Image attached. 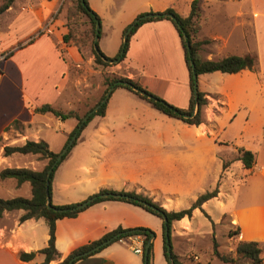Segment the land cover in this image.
Masks as SVG:
<instances>
[{"label": "crops", "instance_id": "crops-1", "mask_svg": "<svg viewBox=\"0 0 264 264\" xmlns=\"http://www.w3.org/2000/svg\"><path fill=\"white\" fill-rule=\"evenodd\" d=\"M3 1L0 0V4ZM190 2L188 0L184 10L176 7L174 0L149 5L153 13L170 8L185 17ZM63 5L64 0H11L0 13V170L10 167L41 170L43 165L36 164L37 155H4L3 147L21 145L26 140H44L41 133L51 128L52 123L55 130L62 127L63 121L55 117L53 121L48 113H35L33 107L54 105L67 85L72 67L84 62L82 51L62 41L66 32L64 15H61ZM133 19L134 12L130 21ZM198 23L200 28L194 40L208 41L199 50L201 59L250 55L255 58V64L253 69L237 73L215 71L198 75L197 89L206 95L208 103L203 108V122L191 126L197 128L194 133L199 137L212 134L209 130L212 127L219 135L227 128L233 131L231 139L235 143L230 150V160L236 159L233 156L238 148H243L252 152V166L246 169L237 159L222 170V161L228 160L229 150L218 148V166L212 174L215 180L211 181V186H204L207 159L204 160L200 147H195L193 154L162 147L167 143H181L182 135L167 132L141 135L130 123L125 127V122L116 133L113 126L103 122L105 109V114L100 116L102 121L94 124L88 136L92 144L103 138L108 144L93 148L92 161L73 162L61 171L55 193L53 183L56 184L57 172H54L50 198L54 205H66L81 202L102 189L134 191L147 195L168 211H176L184 195L195 193L190 196L193 202L219 180L218 195L201 206L210 220L199 209H194L190 217L173 221L170 246L182 264H235L236 261L224 263L209 253L202 259L201 254L195 252L200 250V239L205 235L216 242V229L221 227V234L226 236L229 230H237L228 236L230 242L236 245L238 241H255L264 253V0H203ZM122 33L123 30L121 42ZM129 40L125 57L117 64L122 76L134 80L135 63L141 60L134 58L136 49L149 61L150 77L160 82V86L147 88L168 103L187 108L189 74L172 23L167 19L145 22L136 31V46L134 33ZM120 46L121 43L116 53ZM99 89L103 90L102 85ZM13 121H17V126ZM73 127H67V135ZM134 143L142 146L140 152L134 148L137 146ZM190 154H196L194 161L186 158ZM89 155L91 153L88 158ZM79 171L83 175L77 177ZM12 189L18 194L9 197ZM16 196L29 198V183L18 185L12 178L0 179V198ZM23 213L21 209L4 211L0 218V264H41L43 261L40 253L29 261L18 258L20 252H36L45 247L48 240L44 219L19 221ZM119 226L151 229L152 264H167L163 254L162 220L139 206L119 200L100 201L75 217L56 220L54 245L62 259L77 247ZM209 246L207 244L206 248ZM57 263L58 260L48 262ZM72 264H142V255L117 240Z\"/></svg>", "mask_w": 264, "mask_h": 264}, {"label": "trees", "instance_id": "trees-1", "mask_svg": "<svg viewBox=\"0 0 264 264\" xmlns=\"http://www.w3.org/2000/svg\"><path fill=\"white\" fill-rule=\"evenodd\" d=\"M11 0H4L0 4V13L4 10L5 7H7L10 4ZM203 0H191L190 2V9L188 12V15L185 17H181L177 13H175L172 9L168 8L165 9L163 12L160 13H170L174 16L175 21L173 19L167 18V17H158V18H147L143 20H139L135 22L136 18L142 14H139L135 17V19L130 23L134 24L133 28L131 29L130 33L128 34V37L126 39V43L124 46V52L121 55L120 61H122L125 57V53L127 50V45L130 36L134 33L136 28H138L142 23L148 22V21H157L160 19H167L169 20L172 25L174 26L179 40L180 44L183 50V58L184 63L186 66V69L189 74V86H190V98L188 102V106L185 109H179L175 106H172L170 104H167L165 101H163L161 98L154 96L150 92L146 91L143 87L139 85V83L135 80H132L130 78L120 76H111V77H104L103 79V86L104 89L102 90V93L98 97V99L95 101V103L83 114L78 115L76 111L69 110L67 112H62L54 107H52L49 104H42L39 106H34L33 111L38 114H51L55 118L60 119L61 121H64L67 118H74L76 120V123L72 130L69 132L67 139L64 143V145L67 143V141L70 139V137L76 133V139L74 140L73 144L69 147L68 151L62 156V159L55 165L53 168L50 177H49V193L51 191V181L54 175L55 170L60 165V163L66 159L68 156L71 148L76 144L77 139L81 133V131L84 129V127L87 125V123L96 115L103 116L105 114L106 104L107 101L102 104L96 112L91 114L87 121L84 122L81 126V128L78 130L77 127L82 119V117L91 110L95 105H97L100 100L103 98L106 90L113 85L116 81H124L131 84V86L138 87L139 89L143 90L145 92V95H141L138 92L134 91L130 85H124V84H117L115 88L121 87L124 88L134 95H136L138 98L146 101L150 104V106L160 113H163L169 117H175L180 120H182L184 123L188 125H199L203 122V108L208 103V99L206 95L199 91L197 89L196 91V98H195V92L193 91V83L194 80L192 78V69L190 65V61L193 62L194 72L196 75L204 74V73H211L215 71H219L222 73H237L243 69H253L255 64V58L250 55L245 56H236V55H229L224 58H221L219 60H203L199 56V50L201 48L202 44L207 43V40H194L193 36L200 28V25L198 23V19L200 17L201 13V5ZM82 18H85L86 21L89 23V30L88 31H78L79 29V21L82 20ZM65 27L66 32L62 36V41L65 44L73 45L75 46L80 52L82 50V47L86 46L88 42H91V51L93 55V61L101 65L102 67L109 66L111 63H109L106 60H113L116 59L119 55L118 52L113 57H108L105 54H103L100 49L99 54H97L93 49V36H94V29H95V23L96 21H99L100 19L98 15L92 11L88 4L87 0H84L83 3H81L80 0H71V4L66 8L65 15ZM128 24L124 29L123 32L127 29V27L130 25ZM101 29V26H100ZM185 32L187 36V41L189 42V49L186 48V40L183 38L182 32ZM123 34V33H122ZM99 37H100V30H99ZM99 41V40H98ZM98 46V42H97ZM119 61V62H120ZM194 112V113H193ZM193 113V114H192ZM192 114V115H191ZM184 115H191L189 117H184ZM14 126H17V121H13L12 123ZM63 145V146H64ZM3 153L4 155H10L12 153H21V154H35L40 159H47L46 165L39 171L32 170L30 168L26 167H10V168H3L0 170V179H7L12 178L16 181V183L19 185L23 182H28L30 185V192L31 196L29 198L22 197V196H16L8 199L0 198V218L2 217V214L4 211H12V210H18L21 209L24 211V213L19 217V221H24L26 219L30 218H42L46 222L47 228H48V240L47 245L41 249H39L36 252H20L18 254V258L21 261H29L34 258L36 253L43 254L44 258L41 264H48L51 260H58L57 264H67L68 260L74 257L75 255H78L95 245L100 244L101 242L110 239L114 236H116L112 241L109 243H112L114 241H117L120 238H126L129 236H136L140 235L143 237V254H142V264H152L153 261V254H152V242L150 243L147 253L144 254L145 245L151 236L153 235V231L151 229L145 228V227H136L133 229H124L122 227H117L113 229L112 231H109L105 233L102 237H100L97 240L90 241L84 245H81L77 247L76 249L72 250L67 256L60 259V254L57 252L55 245H54V239H55V222L58 219L64 218V217H75L80 211L85 209L86 207L105 200H119L124 201L127 203L134 204L136 206L141 207L142 209L158 216L162 220V226H163V254L166 259V263L170 264L167 258L166 253V242L164 238V228L165 226L168 228V233L170 235V229L171 224L175 220H179L183 217H190L192 215V212L194 209H199L205 217L210 220V217L204 212L202 209V204L218 195L219 191V180L216 182L215 186L211 190H207L201 194H199L195 200L190 204L189 207L180 209V210H166L163 207H161L158 203L152 200V198L148 197L147 195H144L142 193H137L134 191L131 192H124L119 191V193L125 194L131 198H111V197H99L98 195L103 192H115V191H108V190H99L97 193L89 196H97L91 203H89L85 208L83 209H73L74 206L77 203H71L66 205H51L54 208L57 209H65V210H54V209H48L46 207L45 203V177L47 174V171L49 167L52 165L54 160L56 159L58 153L52 152L48 144L44 140H26L21 145H6L3 147ZM236 159L240 160L243 167L248 169L253 164V154L249 150H245L243 148L237 149V156ZM231 163V160H223L222 161V170H225L229 164ZM221 177V176H220ZM138 200H142L146 203L152 204L157 208V210H153L144 204L138 202ZM163 217L166 218V222L163 221ZM213 226V224H212ZM135 229V230H134ZM133 230V231H132ZM233 232H237V230H229L228 236H231ZM213 242V254L222 262L224 263H234L239 258H246L248 261V264H264V253L263 249L259 247V244L255 241H238L235 245V256L231 254H222L218 250H216L217 243L215 240ZM107 243V244H109ZM106 244V245H107ZM169 244L170 241H169ZM105 246V245H104ZM104 246H101L98 250L94 251L93 253L101 250ZM91 253V254H93ZM89 254V255H91ZM86 255V256H89ZM79 257L76 258L73 262H75L78 259L84 258ZM171 257H172V264H182L181 261L177 258V256L172 252L171 250Z\"/></svg>", "mask_w": 264, "mask_h": 264}, {"label": "rangeland", "instance_id": "rangeland-1", "mask_svg": "<svg viewBox=\"0 0 264 264\" xmlns=\"http://www.w3.org/2000/svg\"><path fill=\"white\" fill-rule=\"evenodd\" d=\"M170 0H87V4L89 8L94 11L101 23L100 29V37L98 41V48L100 51L108 57H112L114 53H116L120 43H121V32L123 28L128 24H130L137 15L142 13H151L152 9L149 3L155 4L166 3ZM177 4L176 7L184 10L188 0H174ZM148 3V4H147ZM71 4V0H64L63 11L61 15H65L66 8ZM134 12V19L131 20V16ZM63 13V14H62ZM153 13V12H152ZM64 19V18H63ZM129 20V21H128ZM130 22V23H129ZM145 23V22H144ZM143 24V23H142ZM65 26V21H64ZM141 26V25H140ZM139 26V27H140ZM134 31V46L136 39V31ZM89 23L85 18L79 21V29L78 31H88ZM131 37V36H130ZM130 39V38H129ZM194 39V36H193ZM130 41V40H129ZM128 41V43H129ZM91 42H88L86 46L82 47V56L84 58V62H81L77 65H74L69 73V78L66 87L58 96V101L52 105L54 108L67 112L69 110H74L78 115H83L98 99L102 90L99 87L102 85L103 89V79L104 77H122V71L118 68L116 63H111L109 66L102 67L101 65L96 64L93 61V55L91 51ZM128 48V45H127ZM127 51V50H126ZM63 53V52H62ZM64 54V53H63ZM138 58L141 60H137L136 66H134V80L139 83L141 87H143L146 91L150 92L156 97H159L156 93L152 92L149 87L160 86V82L154 80L149 73L150 66H148L147 59L141 57L138 54L136 49L134 50V58ZM143 58V59H142ZM89 59V60H88ZM134 64V65H135ZM147 86H149L147 88ZM132 95V96H131ZM129 97V98H128ZM161 98L167 104L164 98ZM172 105V104H170ZM174 106V105H172ZM179 109H183L182 107H177ZM51 119L54 121V116H51ZM100 116H94L91 121L84 127L81 131L76 144L71 148L70 154L66 160H64L58 168L56 169V180L53 183L54 193L56 192L57 179L60 177V172L64 171L69 164L73 162H89L92 161V153L94 152V147L99 145L108 144V141H104V138L99 141V143L91 142L88 135L92 131V127L97 122H100ZM104 123L113 126L115 132L117 133L121 129V124L124 123V126H128L130 123L131 126H134V131L136 133H140L141 135H148L151 132H167L169 134H181L182 142H173L162 145V147H172L176 150L179 148L184 153L193 154V149L195 147H200L202 151V156L204 160L207 159V172L204 181L202 184L204 186H211L215 179L212 178V174L217 165L216 160V152L217 150L223 148L228 149L229 154L228 160H230L231 156V147L232 144L235 143L231 137L233 136V131L227 128L226 132L222 135L216 133V130L212 127L209 130L212 131V134H207L206 136H197L194 132L197 131V128L191 125L184 123L182 120L169 117L163 113H160L156 109L152 108L149 103L138 98L137 96L131 94L129 91L124 88L113 89L110 94V97L107 100L106 105V116L104 118ZM55 123V122H54ZM62 127L57 130L54 129V125L52 123V127L48 129H44L42 131V138L48 144L49 149L52 152L58 153L65 143L67 139V133L65 132L67 127L70 125H75L76 120L74 118H67L62 122ZM118 124V127L116 125ZM120 124V126H119ZM92 134V133H91ZM109 137V136H106ZM110 142V141H109ZM105 143V144H104ZM115 145V144H112ZM137 145V146H136ZM134 148L140 152L139 149L142 147L140 144L134 143ZM105 147V146H104ZM102 147V148H104ZM159 146L158 148H162ZM91 150H90V149ZM219 148V149H218ZM80 151V152H79ZM89 155L88 158V154ZM198 155V153H196ZM195 155H188L186 158L191 161L195 160ZM237 156V153H234L233 158ZM36 160V159H35ZM39 160V161H38ZM37 163H41L43 167L47 163V159H40L38 157ZM237 162V159H233L230 164ZM39 165V164H37ZM83 172H77V177L82 176ZM221 176V175H220ZM12 181V180H11ZM209 188V187H208ZM24 189V186L21 190ZM21 190L19 191L21 193ZM209 190V189H208ZM14 194H18V191L11 190L9 197L14 196ZM192 195L195 193H191ZM192 195H184L180 200V206L177 210L184 209L190 206L192 199L190 196ZM54 202V201H53ZM52 203V202H51ZM54 205V203H52ZM221 227H217L216 229V242L217 246L215 247L222 254H231L235 256V243L230 242V238L225 234H221ZM201 240V248L197 250L195 253L201 254L202 259H205L206 253H209L212 256L213 254V244L211 242L210 236H204ZM207 244H209V248H206ZM238 260V259H237ZM235 262V264H242L247 261L245 258H239V262Z\"/></svg>", "mask_w": 264, "mask_h": 264}, {"label": "water", "instance_id": "water-1", "mask_svg": "<svg viewBox=\"0 0 264 264\" xmlns=\"http://www.w3.org/2000/svg\"><path fill=\"white\" fill-rule=\"evenodd\" d=\"M81 3L84 2V0H80ZM158 17H167V18H170V19H173L175 21V18L172 14L170 13H144L140 16H138L135 20V22L139 21V20H143V19H147V18H158ZM134 24H130L127 29L123 32L122 34V42H121V46H120V50H119V55L116 59H113V60H106L108 61L109 63H116V62H119L120 59H121V55L123 54L124 52V46H125V43H126V39L128 37V34L130 33L131 29L133 28ZM99 30H100V23L99 21H96L95 23V29H94V36H93V49L94 51L99 54V50H98V46H97V42L99 40ZM182 35H183V38L186 40L185 44H186V48L189 49V42L187 41V36L185 34V32L183 31L182 32ZM190 65H191V69H192V78L194 80V83H193V91L195 92V98H196V91H197V75L196 73L193 71L194 70V67H193V62L190 61ZM117 84H124V85H130L128 82H124V81H116L113 83V85H111L105 92L103 98L100 100V102L95 105L91 110H89L81 119L77 129L79 130L82 126V124L84 122L87 121L88 117L93 114L94 112H96L98 110V108L104 104L108 98L110 97V94L111 92L113 91V89L115 88V86ZM132 89L136 92H138L139 94L141 95H145V92L141 89H139L138 87H135V86H131ZM194 113V112H193ZM192 113V114H193ZM191 114V115H192ZM191 115H184V117H189ZM76 139V133H74L70 139L67 141V143L62 147V149L58 152V155L56 157V159L54 160V162L52 163V165L49 167L48 171H47V174H46V177H45V203H46V207L48 209H54V210H57V211H60V210H65V209H57V208H54L52 205H51V198H50V193H49V177H50V174L53 170V168L55 167V165L62 159V156L68 151L69 147L73 144L74 140ZM99 197H111V198H131L125 194H122V193H119V192H103V193H100L98 195ZM97 196H92V197H88L87 199L81 201V202H78L73 209H83L85 208L89 203H91ZM138 202L144 204L145 206L153 209V210H157V208L155 206H153L152 204H149V203H146L142 200H138ZM163 221L166 222V218L163 217ZM135 230V229H134ZM133 231V230H132ZM116 236L110 238V239H107L103 242H101L100 244L98 245H95L94 247L78 254V255H75L74 257H72L71 259L68 260L67 264H72L73 261L76 259V258H79V257H83V256H86V255H89L91 253H93L94 251L98 250L101 246H104L106 245L107 243H109L110 241H112ZM153 235L151 234V236L149 237L146 245H145V250H144V254L147 253V250H148V247L151 243V239H152ZM164 238H165V242H166V253H167V258H168V261L170 262V264H172V257H171V246L169 244V241H170V238H169V233H168V228L165 226L164 228Z\"/></svg>", "mask_w": 264, "mask_h": 264}, {"label": "built area", "instance_id": "built-area-1", "mask_svg": "<svg viewBox=\"0 0 264 264\" xmlns=\"http://www.w3.org/2000/svg\"><path fill=\"white\" fill-rule=\"evenodd\" d=\"M121 243H126L129 245L130 249L136 253V254H143V237L140 235L136 236H129L126 238H120L118 239ZM194 260L197 259V257H193Z\"/></svg>", "mask_w": 264, "mask_h": 264}]
</instances>
